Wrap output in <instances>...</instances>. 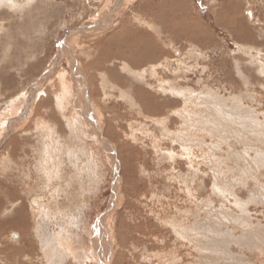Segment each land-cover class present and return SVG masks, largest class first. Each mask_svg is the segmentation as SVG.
Listing matches in <instances>:
<instances>
[{
    "label": "rangeland",
    "instance_id": "rangeland-1",
    "mask_svg": "<svg viewBox=\"0 0 264 264\" xmlns=\"http://www.w3.org/2000/svg\"><path fill=\"white\" fill-rule=\"evenodd\" d=\"M116 1L0 0V264H261L264 0H170L160 90Z\"/></svg>",
    "mask_w": 264,
    "mask_h": 264
},
{
    "label": "crops",
    "instance_id": "crops-1",
    "mask_svg": "<svg viewBox=\"0 0 264 264\" xmlns=\"http://www.w3.org/2000/svg\"><path fill=\"white\" fill-rule=\"evenodd\" d=\"M157 1L158 2L155 1V5L147 6L148 12L151 13L150 14L151 18L150 20L143 19L140 21L141 23H146V24L135 26L134 23L131 22V24L127 23L128 25L123 24L121 25V27L119 26L117 27L116 43L118 44V47H117L116 53L117 55L119 53V56L122 55L119 52L120 51L119 50V30L137 34L138 37H134V39L136 41H139L137 39L140 37L143 43V46H145L141 48L143 52L141 56L149 60L150 62L149 69L152 70L154 77L151 78L147 76L146 78L144 74H140V71H142L143 68L139 69L137 76L134 75V77L136 80H138V82L140 80L148 84L149 83L151 84L152 83L151 81H153L154 83L157 81V84H154V85L155 87L158 88V90H160V89H163L164 82H168V84H170L173 81H175L173 77L164 76V74L158 73V70H157L162 66H167L169 62L167 58L171 53V40H172L171 35L173 33H176L182 36L183 34V36L186 38L188 36L187 32H188L189 24H187L188 23V21L186 20L187 17H184L182 19V16H179L178 14L174 12L175 8L170 5L169 3L170 0H157ZM149 9H151V11H149ZM193 23L195 22L193 21ZM145 40L146 42H148V44H146ZM125 41L127 42L128 39L125 38ZM142 63L143 61L139 63V66ZM152 72L150 71L149 73H152ZM87 86L88 88L85 90H88V93H89V90H90L89 83H87ZM144 89L146 88L141 87L139 84L136 85L135 87L133 86L132 91H134L135 93L132 92V96L139 97V95L141 94L140 90H144ZM100 230H103L102 222L100 224ZM100 240H102V238H100ZM102 242H105V240H102ZM100 246H98L99 248L97 247L96 249L97 251H100L102 249ZM247 254L245 256L250 259L257 257V252L255 251H252V252L249 251ZM259 254L260 256H263L261 253ZM232 261H233V264H235V261L234 260ZM261 264H264V259L262 260Z\"/></svg>",
    "mask_w": 264,
    "mask_h": 264
},
{
    "label": "water",
    "instance_id": "water-1",
    "mask_svg": "<svg viewBox=\"0 0 264 264\" xmlns=\"http://www.w3.org/2000/svg\"><path fill=\"white\" fill-rule=\"evenodd\" d=\"M119 2V0H117L116 1V4ZM116 4H115V6L113 7L114 9H115V7H116ZM96 24H93V23H89V24H84V25H81V26H79V27H77V29L78 28H88V27H93V26H95Z\"/></svg>",
    "mask_w": 264,
    "mask_h": 264
},
{
    "label": "bare ground",
    "instance_id": "bare-ground-1",
    "mask_svg": "<svg viewBox=\"0 0 264 264\" xmlns=\"http://www.w3.org/2000/svg\"><path fill=\"white\" fill-rule=\"evenodd\" d=\"M229 8V7H228ZM251 11V10H250ZM246 14H247V16L250 18L251 17V14L248 12L247 13V10H246ZM106 21V20H105ZM100 25V24H99ZM250 36V35H249ZM260 52V51H259ZM187 96V95H186ZM100 134V133H99ZM54 249V248H53ZM16 253V252H15ZM23 253V252H22ZM20 254V253H19Z\"/></svg>",
    "mask_w": 264,
    "mask_h": 264
}]
</instances>
